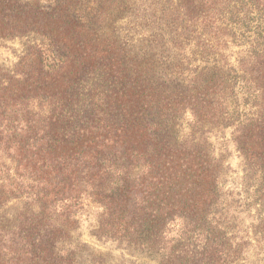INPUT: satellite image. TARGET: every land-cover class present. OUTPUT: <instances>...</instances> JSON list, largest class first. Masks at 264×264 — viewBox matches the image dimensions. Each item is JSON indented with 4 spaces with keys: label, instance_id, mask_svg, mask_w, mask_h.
I'll use <instances>...</instances> for the list:
<instances>
[{
    "label": "trees",
    "instance_id": "1",
    "mask_svg": "<svg viewBox=\"0 0 264 264\" xmlns=\"http://www.w3.org/2000/svg\"><path fill=\"white\" fill-rule=\"evenodd\" d=\"M130 12L126 0H0V41L38 33L50 46L39 74L29 53L19 78L0 82V204L26 200L0 229V264H71L61 244L88 187L105 208L98 233L163 252L159 264L240 259L212 221L221 165L203 134L233 129L264 180V0H147L137 24L153 27L151 45L166 32L184 49L155 65L117 36ZM184 113L191 135L180 139ZM174 221L190 227L166 251ZM259 224L264 242V215Z\"/></svg>",
    "mask_w": 264,
    "mask_h": 264
},
{
    "label": "rangeland",
    "instance_id": "2",
    "mask_svg": "<svg viewBox=\"0 0 264 264\" xmlns=\"http://www.w3.org/2000/svg\"><path fill=\"white\" fill-rule=\"evenodd\" d=\"M37 1L42 6L49 7L56 0ZM126 1L131 12L119 21L116 27L117 36L126 44L130 54L142 56L150 64L155 65L154 60L158 53L162 57L183 53L184 49L172 46L166 32L162 33L163 45L153 47L150 43V30L153 27L137 24L140 16L144 15L147 0ZM135 13L139 15L138 18L135 17ZM41 47L50 46L38 33L1 40L0 82L6 76L19 78L20 70L25 68L26 63L23 57L29 56V53H32V58L28 61V63L32 61V73L39 74L36 58L39 57ZM88 86H93L92 81ZM83 93L86 99L88 89L86 88ZM26 96H39V91L30 90ZM34 101L39 102V99L35 98ZM28 107L33 110L32 113L38 112L36 106H31V102H28ZM173 131V135L180 139L191 135V117L188 113L178 116ZM203 137H206L213 155L221 165V173L217 181V204L212 221L225 229L230 237L231 249L237 247L240 251V259L231 264H264V242L260 234L262 227L259 224L264 215L260 193L264 180L261 174L244 160L233 141V129L207 130ZM25 201L24 198L11 199L5 204H0V229L11 227L13 222L15 227L17 221L14 219L24 210ZM104 214V206L92 197L91 189L88 187L74 206V228L61 244V252L71 256L67 257L71 258V264H159L163 256L161 251L129 245L125 240L100 235L98 228ZM188 227L190 226L182 221L169 224L164 243L166 251L175 243L178 235L184 233Z\"/></svg>",
    "mask_w": 264,
    "mask_h": 264
}]
</instances>
